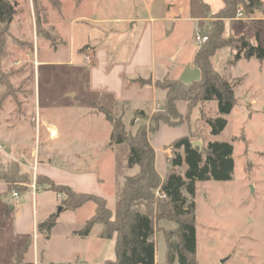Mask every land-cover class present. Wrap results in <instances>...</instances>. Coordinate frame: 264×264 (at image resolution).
<instances>
[{"label":"rangeland","instance_id":"rangeland-1","mask_svg":"<svg viewBox=\"0 0 264 264\" xmlns=\"http://www.w3.org/2000/svg\"><path fill=\"white\" fill-rule=\"evenodd\" d=\"M11 1L17 5V14L8 30L0 34V163H16L21 173L28 172L30 182L12 185L8 190L19 193L28 185L37 186L34 181L35 163L32 169L22 167V164L31 166L35 157L32 159L30 155L35 149L36 155L39 153L40 161L42 153L46 151L51 158L49 162L57 158L44 147L48 143L44 127H39V116H45L68 137L69 143L75 145L76 152L83 154L74 163L75 169L85 170L91 165L94 169L97 168L103 180L101 187L104 194L109 201L113 198L118 203L124 177L138 172L136 167L134 171L127 168V145L113 146L112 150H106L108 122L99 114V118L89 115L86 108H91L90 106L80 104L77 100L69 104L55 105L58 91L63 93L64 90L71 91L73 88V92H79L85 82L83 68L78 70L56 64L68 58L65 16L84 0H59L61 6L58 12L52 10L48 0ZM102 3L116 5L111 0H102ZM213 17L202 24L199 30L209 28ZM239 20L235 17L234 20L225 22L224 36L234 39L245 35L253 42L251 33L256 29L254 35L257 36L259 45L264 48V27L251 28L250 25L255 24L253 20L239 25L242 23ZM229 57L230 50L225 48L217 51L212 60L213 68L234 86L236 99L231 113L224 117L227 124L222 133L210 137L207 125L198 120L199 110L208 118L217 117L214 102L197 105L196 115L192 113L184 124L170 128H175L177 132L190 131L194 141L202 144L217 141L229 143L233 147L234 167L230 181H204L194 185L192 201L196 215V264H264V62L242 58L235 67H228ZM40 62L48 64L39 66ZM69 87L71 89L67 90ZM92 107L97 111L95 106ZM153 112L148 113L147 119L137 117L135 128L130 126L132 113L128 108L116 109L114 116L122 120L128 131L134 132L139 124L149 125ZM149 138L159 148L157 164L162 168L167 161L159 144L166 141L169 134L161 130ZM10 149L12 155L6 156ZM169 153L171 155V151ZM53 166H56L55 162ZM39 187L47 189L43 184ZM10 194L0 196V264H8L6 255L18 243L7 210ZM18 200L21 203H30L25 194H20ZM36 200L37 220L50 210H53L52 214H57L61 208L58 206L51 209L50 197L41 191H38ZM93 209L94 205L87 203L77 211H62L60 214L71 213L65 214L60 223L67 221L68 216H73L72 222L85 221L93 215ZM4 218L6 220L2 223ZM61 228L51 237H60L58 233ZM174 228L175 224L172 222L156 221L153 238L156 264H166L163 232ZM35 236L36 242L34 238L27 241L30 246L23 258H11L9 264H25V260L28 264H33L29 263V252L33 251L34 244L38 257L43 255L42 264H50L49 260L60 262L59 264H82L80 261L75 263V257L70 258L72 251L80 247L78 242L72 241L58 246L57 241L51 243L50 239L46 240L45 236L38 233L32 237ZM20 247H16L14 251Z\"/></svg>","mask_w":264,"mask_h":264},{"label":"crops","instance_id":"crops-1","mask_svg":"<svg viewBox=\"0 0 264 264\" xmlns=\"http://www.w3.org/2000/svg\"><path fill=\"white\" fill-rule=\"evenodd\" d=\"M111 1L116 2V5H104L102 0H84L67 13L65 26L68 58L66 61L56 63L57 66L62 65L78 70L83 68L85 82L79 92H73L71 87L67 89H71V91L64 90L63 93L58 91L55 105L69 104L73 100H77L78 103L91 107L86 108L89 115L99 118V114L105 122L107 119L103 111H107L114 122V118H118L114 116L118 108H128L132 113V118L136 111H143L148 114L161 108L165 99V92L154 87V83L157 81L170 79L189 84L199 80L200 71L192 65L196 50L194 35L199 31L202 24L208 22L210 17L223 7L222 0ZM261 2L264 8V0ZM248 20L255 22L254 25H250L251 28L264 27V16L259 14H255L251 18L240 19L239 21L242 23L239 25L245 24ZM246 27L249 30V25ZM255 32L256 29L251 33L253 36L251 43H259L257 36L254 35ZM83 48L85 50L80 52ZM85 56H89L91 60L89 62L84 61ZM45 64L48 63L40 62L39 66ZM139 79L150 80L151 84L140 86L134 82ZM92 106H95L97 111L93 110ZM176 109L183 117L188 113V106L184 101H177ZM196 112L197 109L192 110L190 116L192 113L196 115ZM107 122L106 150H112L113 146L118 145H112L109 141L112 124ZM40 126L44 127L46 142L48 143L44 146L45 149L53 156L56 155L57 158L52 159L53 162H49L51 158L48 157L46 151L42 153V160L40 161L38 160L39 153L36 155L35 149L30 155L32 159L35 157L31 166L30 164H22V167L32 169L35 163L34 176L47 177L55 184L67 186L76 193L92 194L105 198L108 209L113 212L116 209L117 200L112 198L109 201L108 196L104 194L101 187L103 180L99 176L98 169H94L91 165L85 170H76L74 163L78 162L79 157H83V154L76 152L75 145L69 143L68 137L63 135L58 126L50 122L47 117L39 116ZM131 127L135 128L134 126ZM174 129L160 124L157 131L159 133L164 130L166 134H169V138L159 144L166 161L171 157L169 145L174 140L190 134V131L177 132ZM149 143L155 153L156 172L163 179L167 170L166 162L162 168L157 164L159 148L152 139L149 140ZM13 148L16 150V145ZM11 151L10 149L6 156L12 155ZM54 162L56 166H53ZM90 163L92 162L90 161ZM129 170L134 171V168ZM24 173L28 174L27 171ZM38 191L50 197L51 209H56L60 205L62 199L60 194L40 189L39 186H32L31 184L26 186L23 191L16 192L18 196L14 198V191H9L6 184L0 182V196H7L11 193L7 202V210L12 231L17 236L15 238L18 241L16 246L10 248L6 255L8 264L16 247H20L26 240L34 238L32 236L36 235V225L53 213V210H50L41 219L35 218L38 215L36 200ZM20 194H25L30 203L29 201L28 203L18 202ZM68 213L71 212L59 214L55 227L51 230L49 237H45V239H50L51 243L57 241L58 246L72 241L78 242L80 247L73 250L70 256V258L75 257V263L80 261L82 264H104L106 261H113L115 259V238L100 239L99 233L102 226L99 224L92 227L86 238L73 236V233L82 229L85 222L92 216L82 222H72L73 216H68L67 221L60 223L64 215ZM5 220L6 218L2 219V223ZM59 228H61L58 233L60 237H51ZM29 253V263H43V255L40 254L38 257V253L35 252V244L33 251ZM24 263L28 264L26 260ZM49 263L59 264L60 262L49 260Z\"/></svg>","mask_w":264,"mask_h":264},{"label":"trees","instance_id":"trees-1","mask_svg":"<svg viewBox=\"0 0 264 264\" xmlns=\"http://www.w3.org/2000/svg\"><path fill=\"white\" fill-rule=\"evenodd\" d=\"M53 11L58 12L59 0H48ZM223 7L215 13L209 28L198 33L207 40L196 46L192 65L200 71V78L189 84L178 80L164 79L154 83V87L165 92L161 108L150 117L149 125L139 124L134 132L128 131L119 118H114L109 133L112 145H127L129 154L127 168H137L138 172L125 176L116 209H108L104 198L86 193H76L69 187L57 185L49 178L35 176V185H45L47 191L62 195L61 212L77 210L87 203L94 205L93 215L83 228L73 236L86 238L96 224L102 226L100 239L115 238L113 261L104 264H155V223L166 220L175 228L164 231L166 243V264H196L195 204L192 201L194 185L204 181H230L233 172V147L226 142L209 141L202 144V152L192 147V136L180 137L169 145L171 157L167 159L166 175L161 179L155 169V153L149 143L160 124L177 127L187 121L197 105L214 102L216 118H208L199 110V121L209 128V136H219L226 127L225 116L229 115L236 104L234 86L212 65V57L221 49L228 48L230 57L227 66H235L242 58L264 62V48L259 43L253 45L247 36L237 38L224 36L225 22L236 17L238 8L243 16L251 18L255 14L264 16L261 0H222ZM17 5L11 0H0V34L8 30L17 14ZM39 25V18H36ZM84 49V48H83ZM80 50V52L83 51ZM140 86L150 85V80H136ZM184 101L188 113L183 117L176 109V102ZM147 119L148 114L136 111L135 119ZM0 182L7 187L26 184L27 173H21L16 163H0ZM189 197V199H187ZM60 214V213H59ZM59 214H51L36 225V233L49 237L55 227ZM31 238L17 250L11 258L22 259L27 253Z\"/></svg>","mask_w":264,"mask_h":264},{"label":"built area","instance_id":"built-area-1","mask_svg":"<svg viewBox=\"0 0 264 264\" xmlns=\"http://www.w3.org/2000/svg\"><path fill=\"white\" fill-rule=\"evenodd\" d=\"M243 18V11L241 8H238L236 11V19H241ZM207 40L206 37L201 36L198 31L195 33L194 35V43L196 44V46L202 45L203 43H205ZM85 61L89 62V57L86 56L85 57ZM18 194L16 192L13 193V197L17 198ZM34 239L36 240V236L34 237ZM33 264H37V262H33Z\"/></svg>","mask_w":264,"mask_h":264},{"label":"water","instance_id":"water-1","mask_svg":"<svg viewBox=\"0 0 264 264\" xmlns=\"http://www.w3.org/2000/svg\"><path fill=\"white\" fill-rule=\"evenodd\" d=\"M103 114H104L105 118L107 119V121H109L111 124H113L112 116L109 115V113L107 111H103ZM192 147L197 149L199 153L202 152V143L200 141H193ZM60 212H61V208L58 209L57 214H59Z\"/></svg>","mask_w":264,"mask_h":264}]
</instances>
